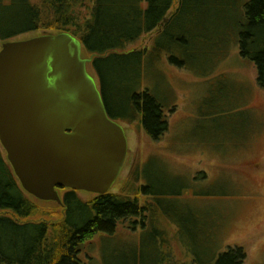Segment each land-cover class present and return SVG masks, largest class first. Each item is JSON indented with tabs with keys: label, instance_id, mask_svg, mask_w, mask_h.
<instances>
[{
	"label": "rangeland",
	"instance_id": "1",
	"mask_svg": "<svg viewBox=\"0 0 264 264\" xmlns=\"http://www.w3.org/2000/svg\"><path fill=\"white\" fill-rule=\"evenodd\" d=\"M31 1L40 4V0ZM239 1L215 4L208 10L201 0L186 1L164 32L156 33L157 28L127 45V49L150 47L153 41V46L165 44L160 49L173 50L161 53L159 60L146 59L142 72L143 85L159 101L167 129L153 139L139 115L131 122L123 120L127 116L116 118L124 129L127 150L109 191L133 185V172L148 160L161 165L165 185L176 188L177 194L164 195V213L160 211L140 231L118 220L112 234H95L83 244L86 254L82 253L80 264H159L161 256L184 264L190 259L187 253L200 252L205 243L207 253L241 246L245 251L242 264H264V88L256 81V67L240 53L236 41L239 19L237 25L233 19L239 16L240 7L235 5ZM7 2L0 0L3 33L21 24L7 21L13 11L12 6H5ZM176 30L180 37L174 44ZM87 69L96 80L90 64ZM117 93L116 98L122 99L124 93ZM154 169L147 171L150 177ZM77 191L82 198L92 196ZM58 193L61 196L62 190ZM35 202L41 211L22 219L52 221L57 217L56 202ZM152 203L154 214L158 208Z\"/></svg>",
	"mask_w": 264,
	"mask_h": 264
},
{
	"label": "trees",
	"instance_id": "2",
	"mask_svg": "<svg viewBox=\"0 0 264 264\" xmlns=\"http://www.w3.org/2000/svg\"><path fill=\"white\" fill-rule=\"evenodd\" d=\"M186 1L189 0H177L171 11L174 0H40V4L8 0L5 6H12L13 11L7 21L21 24L11 33L0 29V43L16 34L39 29L42 30L38 34L67 31L76 36L95 73L108 116L114 120L127 116L123 120L131 122L139 115L145 132L158 139L167 129V120L160 114L156 96L143 85V62L153 56L159 60L161 53L173 50L160 49L165 44L153 46V41L150 47H126L149 31L159 28L156 33L164 32ZM201 1L207 10L209 6L229 2ZM235 5L240 7V17L233 19L234 25L239 19L236 41L240 53L254 62L256 81L264 87V0H241ZM177 37L178 30L174 44ZM155 48H159L157 53ZM117 92L124 93L122 99L116 98ZM153 167L150 177L147 171ZM160 167L159 163L146 160L133 172L134 184L121 186L118 192L108 190L82 198L77 190L62 189L61 202L54 201L60 208L55 219H22L39 213L41 206L35 201L41 200L21 187L0 145V264H80L85 253L83 244L97 233L112 234L118 220L125 221L127 228L140 231L164 210V195L177 194L176 188L165 185L166 174ZM152 201L158 208L154 214ZM207 244L200 246V252L187 253L190 259L184 264H242L245 251L241 246L218 252L216 248L209 249L207 253ZM157 261L174 264L170 256H161Z\"/></svg>",
	"mask_w": 264,
	"mask_h": 264
},
{
	"label": "water",
	"instance_id": "3",
	"mask_svg": "<svg viewBox=\"0 0 264 264\" xmlns=\"http://www.w3.org/2000/svg\"><path fill=\"white\" fill-rule=\"evenodd\" d=\"M67 31L0 44V145L21 187L61 202L60 188L102 194L124 163L127 139Z\"/></svg>",
	"mask_w": 264,
	"mask_h": 264
},
{
	"label": "flooded vegetation",
	"instance_id": "4",
	"mask_svg": "<svg viewBox=\"0 0 264 264\" xmlns=\"http://www.w3.org/2000/svg\"><path fill=\"white\" fill-rule=\"evenodd\" d=\"M251 63L255 66V64H254V62L251 60ZM256 67V66H255ZM262 88H264V87H262ZM61 190L62 189H65V188H60ZM89 193V192H88ZM93 195V194H92Z\"/></svg>",
	"mask_w": 264,
	"mask_h": 264
}]
</instances>
